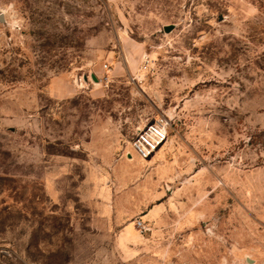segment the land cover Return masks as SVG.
<instances>
[{
    "label": "rangeland",
    "instance_id": "374dc122",
    "mask_svg": "<svg viewBox=\"0 0 264 264\" xmlns=\"http://www.w3.org/2000/svg\"><path fill=\"white\" fill-rule=\"evenodd\" d=\"M0 15V264H264V0Z\"/></svg>",
    "mask_w": 264,
    "mask_h": 264
},
{
    "label": "built area",
    "instance_id": "2783aa9c",
    "mask_svg": "<svg viewBox=\"0 0 264 264\" xmlns=\"http://www.w3.org/2000/svg\"><path fill=\"white\" fill-rule=\"evenodd\" d=\"M169 139V125L161 119L148 124L133 139V151L143 160L150 159Z\"/></svg>",
    "mask_w": 264,
    "mask_h": 264
},
{
    "label": "crops",
    "instance_id": "0c3cea01",
    "mask_svg": "<svg viewBox=\"0 0 264 264\" xmlns=\"http://www.w3.org/2000/svg\"><path fill=\"white\" fill-rule=\"evenodd\" d=\"M51 91L54 94L55 97L60 98V99H64L65 97H69L73 92L64 89V87L62 86V84L58 81V82H54L51 86Z\"/></svg>",
    "mask_w": 264,
    "mask_h": 264
},
{
    "label": "water",
    "instance_id": "95a60500",
    "mask_svg": "<svg viewBox=\"0 0 264 264\" xmlns=\"http://www.w3.org/2000/svg\"><path fill=\"white\" fill-rule=\"evenodd\" d=\"M0 22H5L3 15H0Z\"/></svg>",
    "mask_w": 264,
    "mask_h": 264
}]
</instances>
